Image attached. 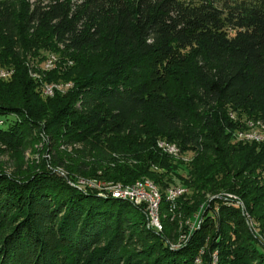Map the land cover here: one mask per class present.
<instances>
[{
    "label": "trees",
    "instance_id": "16d2710c",
    "mask_svg": "<svg viewBox=\"0 0 264 264\" xmlns=\"http://www.w3.org/2000/svg\"><path fill=\"white\" fill-rule=\"evenodd\" d=\"M56 45L73 62L64 67L73 92L42 98L40 83L57 69L31 62ZM0 64L13 69L0 79L1 143L16 147L31 131L59 125L64 143L100 134L123 154L112 176L55 155L20 178L0 171V264H80L102 236L95 264H114L129 227L154 239L144 250L149 264H192L198 245L200 264L212 250L216 264H264V143L232 134L241 119L264 123V0H0ZM158 138L189 157L163 152ZM110 154L101 159L114 160ZM77 177L150 179L161 188L159 212L180 196L170 201L165 191L181 185L185 214L202 213L199 229L170 249L141 205L78 185ZM217 193L242 202L256 237L239 203ZM215 212L230 231L208 240Z\"/></svg>",
    "mask_w": 264,
    "mask_h": 264
},
{
    "label": "rangeland",
    "instance_id": "374dc122",
    "mask_svg": "<svg viewBox=\"0 0 264 264\" xmlns=\"http://www.w3.org/2000/svg\"><path fill=\"white\" fill-rule=\"evenodd\" d=\"M61 47L59 45L54 46L53 48H47L43 49L39 54L41 56V60H33L31 62V65L35 68L37 67L39 71L43 70H50V69H57V72H54L51 74L50 81H45L40 83L41 87H46L48 85L53 87V92L50 96H52L55 91L59 95L67 94L68 92L71 94L73 91V82L71 81V77L66 76L64 67L65 66H71L73 62L71 63V60L63 61L66 59V57H61L60 54ZM48 65V66H47ZM0 66H9V65H2ZM12 67V66H10ZM29 67H31L29 65ZM42 67V68H41ZM29 69V68H28ZM43 69V70H42ZM59 70V71H58ZM39 73V72H37ZM35 76H37L35 73H32ZM29 75V73H28ZM56 89V90H55ZM42 90V88H41ZM42 98L46 97L45 92L43 90V93L41 91ZM67 96V95H66ZM230 116V115H229ZM230 118L234 119V115L231 113ZM249 120H255L251 118H244L240 120L241 126L237 128V130H245L246 128V122ZM244 121V122H243ZM257 121V120H256ZM46 122V119H40V123L43 125ZM4 125V122H2V119H0V126L2 127ZM61 130V126L59 125H51L49 128L41 129L40 131H31L27 135L26 138H24L23 142L16 147L7 146L0 142V171L4 174L10 175L13 178H20L24 170H26V167L28 165L33 164H39L41 162H44L45 164H50L51 161H53V157L59 158L62 161L67 162H83L86 164L89 168H94L97 170V173L106 172L107 175L112 176L113 173L110 168H113L112 165L115 160L114 158L121 160L122 155L121 152L117 151H111L108 147H106L103 143H101L102 139L105 136L99 137L100 134H94L87 138L84 141H72L68 143H64L63 137L61 138V134L58 133V131ZM234 130H233V137H234ZM112 134H108V136ZM159 141H163L162 138L157 139V143ZM122 143V141H119ZM158 147V146H157ZM111 153L110 157H113L114 160L110 159L109 161L102 160L101 157L104 156V153ZM94 156V158L92 157ZM173 156V155H171ZM189 157V154L187 152H180L179 154L175 155V159H183ZM56 170H59L63 172L62 174H65V172L62 169L54 168ZM108 169V171H107ZM61 174V173H60ZM64 176V175H63ZM147 179L145 177H141L139 179H135L133 182L128 183H122L121 181L117 180H100L97 178H83V177H77V184H85L86 182L95 181V184L101 186L102 189L104 184L108 183H121L123 185H132L137 182H140L141 180ZM151 181L150 179H147ZM81 181H84L85 183H82ZM69 182V181H68ZM70 184L74 185L73 183L69 182ZM157 188L158 192L160 188L158 185L154 184ZM181 187V185H177ZM97 187V186H96ZM175 187V186H174ZM98 188V187H97ZM161 189V188H160ZM169 189V188H168ZM168 189L165 191V193L168 191ZM217 195L224 196L223 193H217ZM215 195L209 196L208 194L205 195L206 199H210L214 197ZM233 200H236L239 203L240 208H242V216L244 219L245 226L248 227L250 232L253 234V236L256 237L258 229L256 228L255 224L252 223V220H250V217L247 215L246 211L243 209L242 202L237 198L232 196ZM178 200L173 206H170L168 209L163 210L161 212H158L159 216V223L161 226V229L159 231L155 230L148 222L147 217L145 223L149 227L151 226L152 229H154L157 232H160L162 230V234L166 237V242L168 244V247L170 249H176L183 244L187 242V240L190 238L191 234L199 229L200 222H201V211L195 212L194 215H187L185 214L188 210L186 208H183L182 201L184 200V197L181 198V195L176 199ZM161 202V199H160ZM181 208V209H180ZM145 211V210H144ZM159 211V209H158ZM128 217H130V213H126ZM146 215V214H145ZM216 212L214 213V218H216ZM214 224L208 228L205 232V236L209 239H215L217 236L213 235L214 232L218 235L225 232V230H229L230 228L223 227L222 225H219L215 219L213 222ZM145 225V226H146ZM126 226H130L129 223H126ZM224 230V231H223ZM221 231V232H220ZM214 236V237H213ZM107 240L105 237H100L95 243L91 244L88 249L83 251L81 253V257H78L80 259V264H95L97 262L96 258L102 257V254L104 253V250H99L104 245V242ZM154 239L149 238L144 233H141L140 231L137 232L135 227H129L123 231V237H122V249L115 253H113V262L114 264H149L151 258L149 253H145L144 250L147 246L151 245ZM147 250V249H146ZM197 256L194 258L192 264H200L201 259V253L203 252V247L198 245L196 247ZM210 261L209 264H216L217 260V252L216 250H212L210 253ZM97 258V259H98ZM126 258L128 262L126 261ZM112 262H109L108 264H111Z\"/></svg>",
    "mask_w": 264,
    "mask_h": 264
},
{
    "label": "bare ground",
    "instance_id": "6f19581e",
    "mask_svg": "<svg viewBox=\"0 0 264 264\" xmlns=\"http://www.w3.org/2000/svg\"><path fill=\"white\" fill-rule=\"evenodd\" d=\"M48 66V65H47ZM13 74V69L10 67H2L0 66V79H8ZM45 89V95L49 96L53 92V87L48 85ZM234 137L236 140H246V141H255V142H263L264 143V123H262L260 120H249L246 122V128L245 130H236L234 133ZM158 148H160L163 152L169 154V155H177L179 154V148L172 142H168L166 140L159 141L157 143ZM59 171V170H58ZM61 174L63 172L59 171ZM82 183H85L84 181H81ZM98 188L101 186L95 184ZM105 191H118L122 189L123 191H131L132 189H138L140 193H152V200L151 203H148V210H151V220L154 223L156 229L159 231L161 229L160 223H159V216H158V209L160 205V199L161 195L160 192H158L157 188L153 183L149 180H142L140 182H137L133 185H113L112 183L104 184L102 185ZM173 190V200L177 198L179 195L183 194L186 189L184 187L175 186L172 188H169L166 194V199L168 200V197L170 196V191ZM112 197L115 198H123L127 199L131 202H133L136 205H140L139 202L132 200L131 198L121 195L119 193H109ZM233 196V195H232ZM170 200V201H173ZM236 203V200H234ZM172 203V202H171ZM146 212V211H145ZM147 220L150 223V218L148 214L146 213ZM152 226V225H151Z\"/></svg>",
    "mask_w": 264,
    "mask_h": 264
},
{
    "label": "built area",
    "instance_id": "2783aa9c",
    "mask_svg": "<svg viewBox=\"0 0 264 264\" xmlns=\"http://www.w3.org/2000/svg\"><path fill=\"white\" fill-rule=\"evenodd\" d=\"M44 91L47 87H41ZM244 122V121H243ZM75 185V184H74ZM78 185H86L88 187L91 188H95L97 190H99L98 193H119L121 195H125L129 198H131L132 200H135L137 202L140 203V205L144 208V210L146 211V213L148 214L149 218H150V223L153 227H155L154 223L151 220V210H148V203H151L152 200V193H140L138 191V189H132L131 191H123L122 189L118 190V191H105L104 189L101 188H97L95 186V181H90V182H86L85 184H78ZM223 200L225 201H231V202H235L232 199V194L227 193L222 197ZM168 200H173V190L170 191V196L168 197ZM156 228V227H155Z\"/></svg>",
    "mask_w": 264,
    "mask_h": 264
}]
</instances>
